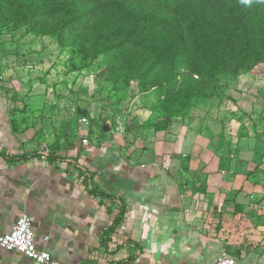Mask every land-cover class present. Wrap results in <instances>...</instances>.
<instances>
[{"label":"crops","instance_id":"0c3cea01","mask_svg":"<svg viewBox=\"0 0 264 264\" xmlns=\"http://www.w3.org/2000/svg\"><path fill=\"white\" fill-rule=\"evenodd\" d=\"M1 96L0 235L26 213L51 264H214L222 250L264 264L263 149L223 157L201 122L174 147L149 137L146 153L86 126L70 146L30 151L33 131ZM0 264L34 263L0 247Z\"/></svg>","mask_w":264,"mask_h":264},{"label":"rangeland","instance_id":"374dc122","mask_svg":"<svg viewBox=\"0 0 264 264\" xmlns=\"http://www.w3.org/2000/svg\"><path fill=\"white\" fill-rule=\"evenodd\" d=\"M1 19L0 95L10 115L22 116L12 122L14 127L33 131L30 151L54 153L70 146L78 138L80 117L86 118L92 140H102L104 131L105 139L144 153L152 147L149 137L174 147L187 128L201 130V122L209 129L202 132L212 135L223 157L244 142L264 151V66H232V79L219 77L205 84L208 98L203 104L181 117L166 118L152 92L140 91L135 81L106 80L103 67L69 45L61 46L56 33L42 30L48 21L19 25L4 15Z\"/></svg>","mask_w":264,"mask_h":264},{"label":"trees","instance_id":"16d2710c","mask_svg":"<svg viewBox=\"0 0 264 264\" xmlns=\"http://www.w3.org/2000/svg\"><path fill=\"white\" fill-rule=\"evenodd\" d=\"M1 15L48 21L42 30L103 67L106 80L152 92L166 118L203 104L205 84L232 79V66H264V0H0Z\"/></svg>","mask_w":264,"mask_h":264},{"label":"built area","instance_id":"2783aa9c","mask_svg":"<svg viewBox=\"0 0 264 264\" xmlns=\"http://www.w3.org/2000/svg\"><path fill=\"white\" fill-rule=\"evenodd\" d=\"M87 125L85 117H80L78 130ZM0 247L15 250L30 259L34 264H51V255L48 251L39 249L34 244L33 232L30 226V217L21 213L13 227L0 235ZM214 264H239L227 251L222 250L216 257ZM252 264V263H246Z\"/></svg>","mask_w":264,"mask_h":264},{"label":"clouds","instance_id":"9594fccd","mask_svg":"<svg viewBox=\"0 0 264 264\" xmlns=\"http://www.w3.org/2000/svg\"><path fill=\"white\" fill-rule=\"evenodd\" d=\"M242 2L247 5V4H250L251 3V0H242Z\"/></svg>","mask_w":264,"mask_h":264}]
</instances>
